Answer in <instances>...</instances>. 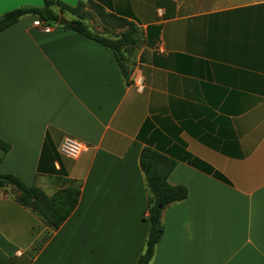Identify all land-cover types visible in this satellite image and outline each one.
Listing matches in <instances>:
<instances>
[{
    "label": "crops",
    "instance_id": "crops-1",
    "mask_svg": "<svg viewBox=\"0 0 264 264\" xmlns=\"http://www.w3.org/2000/svg\"><path fill=\"white\" fill-rule=\"evenodd\" d=\"M57 1L85 3L103 33L86 24L113 39L128 26L97 6L134 25L129 81L72 30L25 16L0 32V174L48 196L81 187L37 253L47 226L0 188V264H136L150 233L144 148L173 160L170 184L189 191L164 211L150 264H264V0ZM44 2L0 0V16ZM66 137L87 147L77 160L60 152Z\"/></svg>",
    "mask_w": 264,
    "mask_h": 264
},
{
    "label": "trees",
    "instance_id": "trees-1",
    "mask_svg": "<svg viewBox=\"0 0 264 264\" xmlns=\"http://www.w3.org/2000/svg\"><path fill=\"white\" fill-rule=\"evenodd\" d=\"M86 7L85 3L71 7L57 0H45L41 7H21L0 16V32L18 23L25 16L35 17L50 27L59 26L72 30L110 49L124 79L128 83L129 72L125 64V52L126 49H132L136 45L134 25L115 16L105 15L101 8L97 6L95 10L107 23L113 21L120 26H128V30L116 39L98 34L93 32L85 22L88 17ZM64 13L73 15L75 19L69 21L68 25L60 26L59 20ZM0 149L5 156L9 153L11 145L0 140ZM140 166L144 173L148 191L150 233L148 234L146 248L136 264H150L155 255L156 247L165 233L162 222L164 211L171 205L186 200L189 191L183 185L173 186L170 184L169 177L173 174L176 163L166 156L150 148H144L140 155ZM0 188H7L21 206L38 215L47 226L45 234L33 246V253L39 252L50 239L52 233L58 231L73 214L80 202L81 195L80 184L75 181H68L67 187L60 189L52 196H48L39 187L27 186L20 178L11 174H0Z\"/></svg>",
    "mask_w": 264,
    "mask_h": 264
},
{
    "label": "built area",
    "instance_id": "built-area-1",
    "mask_svg": "<svg viewBox=\"0 0 264 264\" xmlns=\"http://www.w3.org/2000/svg\"><path fill=\"white\" fill-rule=\"evenodd\" d=\"M33 24L35 27L42 30L50 28V26L45 25L39 19H36ZM61 143L60 152L64 156L73 160H77L87 149L84 142H80L72 137L64 138L63 142Z\"/></svg>",
    "mask_w": 264,
    "mask_h": 264
},
{
    "label": "rangeland",
    "instance_id": "rangeland-1",
    "mask_svg": "<svg viewBox=\"0 0 264 264\" xmlns=\"http://www.w3.org/2000/svg\"><path fill=\"white\" fill-rule=\"evenodd\" d=\"M90 15L88 16L89 17V23L93 26V29H95V31H97L96 28L98 27H102V22L97 18V16L94 15V12H90L89 13ZM68 20H72V17L70 15H67L66 16ZM99 33H103L101 31H97Z\"/></svg>",
    "mask_w": 264,
    "mask_h": 264
},
{
    "label": "water",
    "instance_id": "water-1",
    "mask_svg": "<svg viewBox=\"0 0 264 264\" xmlns=\"http://www.w3.org/2000/svg\"><path fill=\"white\" fill-rule=\"evenodd\" d=\"M60 26H65L69 24V21L62 15L59 20Z\"/></svg>",
    "mask_w": 264,
    "mask_h": 264
}]
</instances>
